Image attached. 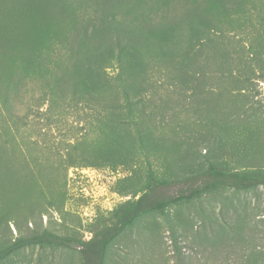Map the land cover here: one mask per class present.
<instances>
[{
  "label": "rangeland",
  "instance_id": "rangeland-1",
  "mask_svg": "<svg viewBox=\"0 0 264 264\" xmlns=\"http://www.w3.org/2000/svg\"><path fill=\"white\" fill-rule=\"evenodd\" d=\"M264 172V0H0V248L153 180ZM0 264H84L33 245ZM105 264H264V184L138 217Z\"/></svg>",
  "mask_w": 264,
  "mask_h": 264
},
{
  "label": "trees",
  "instance_id": "trees-1",
  "mask_svg": "<svg viewBox=\"0 0 264 264\" xmlns=\"http://www.w3.org/2000/svg\"><path fill=\"white\" fill-rule=\"evenodd\" d=\"M152 187L137 198L120 203L109 216L100 215L91 224V238L63 235L43 230L17 237L0 248V262L15 252L33 245H57L68 248L80 247L84 264H105L107 248L127 226L138 217L176 203L198 197L216 187L253 188L264 184V172L238 173L210 166L198 173L182 177L153 180Z\"/></svg>",
  "mask_w": 264,
  "mask_h": 264
}]
</instances>
